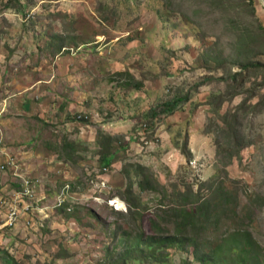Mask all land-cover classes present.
Listing matches in <instances>:
<instances>
[{"label":"rangeland","instance_id":"1","mask_svg":"<svg viewBox=\"0 0 264 264\" xmlns=\"http://www.w3.org/2000/svg\"><path fill=\"white\" fill-rule=\"evenodd\" d=\"M254 4L255 14L250 0H0V226L20 186L2 172L6 154L36 177L45 206L68 183L76 199L71 213L50 209L48 222L23 214L16 236L0 227V264H255L219 253L231 222L183 248L144 244L174 233L167 191L205 196L220 181L238 189L264 264V2ZM186 94L172 114L151 111ZM234 132L248 145L225 173L218 145L233 148ZM102 135L113 137L107 169ZM137 164L164 188L134 184L132 196ZM113 197L127 212L108 205Z\"/></svg>","mask_w":264,"mask_h":264},{"label":"trees","instance_id":"2","mask_svg":"<svg viewBox=\"0 0 264 264\" xmlns=\"http://www.w3.org/2000/svg\"><path fill=\"white\" fill-rule=\"evenodd\" d=\"M250 6L253 14H255L254 0H250ZM250 66L258 68L260 64H250L242 67L247 69ZM232 78L234 80L243 78L242 72L233 74ZM188 101L189 94L178 96L173 100L163 102L157 109H151V111L155 113L157 110H160L163 114H172L182 103ZM233 118L236 122H240L239 116L233 115ZM102 137L107 140L108 147L106 150H101L99 152V161L101 166L107 169L113 165L115 156V153L111 151L113 137L105 135H102ZM231 143H234L235 146H233V148L231 146L229 150L221 149V145H218L217 156L222 159L220 163H222L225 173L226 167L229 166L232 160L240 155L241 150L248 145V142H246L241 133L238 132L233 133L230 144ZM183 154L188 158L192 157V154L188 150H184ZM124 173L127 174L128 178L131 180L130 173L127 169L124 170ZM136 173L137 176H141L143 179L136 183L131 182L128 185V192L132 196L135 195L133 191L134 184L137 185L141 192L153 191L155 190V186L164 188L154 179L152 172H150L147 167L137 164ZM232 184H235V182H232ZM167 197H174V209L176 211L174 233L172 236L146 238L147 240H145L144 244L149 251L183 248L185 243L193 240L200 241V239L206 237L208 234H212V227L220 229L221 224L225 225L231 222L232 226L227 233H224L222 240L220 242H214L219 253L227 249L245 262L254 261L255 264H259V259L254 255L255 249L259 248V246L252 234L244 228L246 224H244L245 221L240 211L241 201L238 189L228 186L224 181H220L219 184H212L208 189V194L205 196H203L200 190L199 192H195L192 186H188L185 192L177 191L176 193L170 194V192L167 191ZM262 200L264 201V197ZM139 203L140 201L136 198V200H132L131 205L132 207L139 208ZM63 210L64 212L66 211L65 208ZM68 216V218H70V215ZM214 251L217 250L214 249Z\"/></svg>","mask_w":264,"mask_h":264},{"label":"built area","instance_id":"3","mask_svg":"<svg viewBox=\"0 0 264 264\" xmlns=\"http://www.w3.org/2000/svg\"><path fill=\"white\" fill-rule=\"evenodd\" d=\"M2 18V14L0 12V20ZM1 144V141H0ZM6 160L1 165L2 172L11 171L12 177L14 180L19 182V190L16 191L15 197H13V202L9 204L7 208V215L6 219L1 224V229L6 227H14L17 222L19 221L20 217L23 214H31L34 213L36 210L41 212L40 218L42 221H46L50 218L48 211L50 209H58V208H65V204H69L65 210L68 213L72 212V204H74L75 198L70 200L72 187L71 184H66L63 188L57 193L55 197V204L52 208L45 206L43 201L46 199V196H40L37 194V180L36 177L31 175L30 172L24 171L22 165L19 163L17 159L12 157L9 154H6ZM102 187H106V184L102 183ZM102 194V193H100ZM94 201L100 202L99 197H95ZM117 201H121L125 207H120L117 205ZM108 205L111 206L114 210L118 212L126 211V204L124 201L116 198H111L107 201ZM72 219V218H71ZM70 224H76L74 220L70 221Z\"/></svg>","mask_w":264,"mask_h":264},{"label":"crops","instance_id":"4","mask_svg":"<svg viewBox=\"0 0 264 264\" xmlns=\"http://www.w3.org/2000/svg\"><path fill=\"white\" fill-rule=\"evenodd\" d=\"M13 104H15V103H13ZM24 105V104H23ZM6 107V106H5ZM5 111L6 112H9V113H11V114H13L15 111H18L17 110V108H15V109H12V107L11 106H9L8 105V107H6L5 108ZM5 111H4V113H5ZM3 113V114H4ZM15 131V130H14ZM49 161V160H48ZM65 164H67L66 162H65ZM59 165L60 166H62V165H64V163H62L61 161H56V162H51L50 164H49V167L51 168V169H54V167H57L58 169H59ZM4 174H6V173H4ZM4 189V188H3ZM6 189V188H5ZM16 191L17 190H15V191H12V198H13V194H15L16 193ZM2 200V197H0V201ZM4 204V202H2V205ZM0 207H1V205H0ZM1 209H3V208H1ZM7 210V209H6ZM4 212L5 211H1L0 210V216H1V218H3L4 216H5V214H4ZM7 212V211H6ZM54 212V211H53ZM52 212V213H53ZM2 213V214H1ZM52 213L50 214V218H51V216H52ZM50 218L47 220V222L50 220ZM21 224V223H20ZM20 224H18L15 228H10V227H6V228H3V230L4 229H6V230H8L7 232H9L8 234H9V237L11 236V235H17V234H19V232H21V230H22V226L20 225ZM3 232H6V231H3ZM2 235H4V233L2 234ZM1 236V235H0ZM5 240H8V237L6 236L4 239H2V242L1 243H4L5 242ZM3 245H5V244H3ZM8 247V246H7Z\"/></svg>","mask_w":264,"mask_h":264},{"label":"water","instance_id":"5","mask_svg":"<svg viewBox=\"0 0 264 264\" xmlns=\"http://www.w3.org/2000/svg\"><path fill=\"white\" fill-rule=\"evenodd\" d=\"M263 2H264V0H263Z\"/></svg>","mask_w":264,"mask_h":264}]
</instances>
